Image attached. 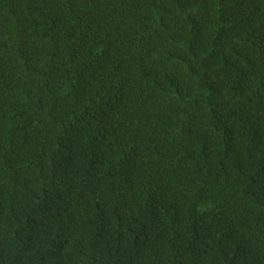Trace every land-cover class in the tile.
I'll return each mask as SVG.
<instances>
[{
    "label": "trees",
    "instance_id": "1",
    "mask_svg": "<svg viewBox=\"0 0 264 264\" xmlns=\"http://www.w3.org/2000/svg\"><path fill=\"white\" fill-rule=\"evenodd\" d=\"M0 264H264V0H0Z\"/></svg>",
    "mask_w": 264,
    "mask_h": 264
}]
</instances>
